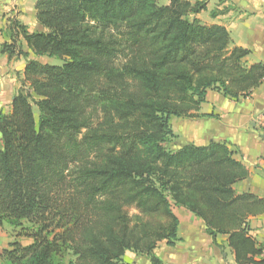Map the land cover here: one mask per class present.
<instances>
[{
    "label": "trees",
    "instance_id": "16d2710c",
    "mask_svg": "<svg viewBox=\"0 0 264 264\" xmlns=\"http://www.w3.org/2000/svg\"><path fill=\"white\" fill-rule=\"evenodd\" d=\"M206 5L36 0L43 30L10 21L1 52L27 56L21 36L60 64L27 60L0 109V226L15 231L0 264H131L126 251L162 264L154 249L178 240L173 207L201 218L213 242L227 235L236 264H264L248 223L264 198L234 191L248 170L233 150L165 146L170 117L197 116L208 90L237 99L264 80V62L247 65L224 25L196 17Z\"/></svg>",
    "mask_w": 264,
    "mask_h": 264
},
{
    "label": "crops",
    "instance_id": "0c3cea01",
    "mask_svg": "<svg viewBox=\"0 0 264 264\" xmlns=\"http://www.w3.org/2000/svg\"><path fill=\"white\" fill-rule=\"evenodd\" d=\"M194 2L195 0H189ZM206 9L196 15L203 24H222L229 31L232 45L248 48L246 64L264 62V0H206ZM36 0H0V47L12 41L11 20H17L28 32L43 30L35 17ZM220 11L211 17L212 9ZM222 11V13H221ZM221 13V14H220ZM201 14H206L202 17ZM21 49L27 56L9 58L0 51V109L9 112L19 87V79L27 60L42 62L44 56L34 55L19 36ZM264 112V80L248 96L229 99L215 90H208L197 116L179 117L171 128L181 146L206 145L211 141L226 142L233 157L248 170L246 178L233 184L236 193H253L264 198V137L260 132V116ZM178 223V240L168 245L158 243L154 254L162 264H236L227 235L218 234L213 242L203 220L183 207H174ZM249 234L264 244V212L248 219ZM124 258L131 264H151L146 255L126 251Z\"/></svg>",
    "mask_w": 264,
    "mask_h": 264
},
{
    "label": "rangeland",
    "instance_id": "374dc122",
    "mask_svg": "<svg viewBox=\"0 0 264 264\" xmlns=\"http://www.w3.org/2000/svg\"><path fill=\"white\" fill-rule=\"evenodd\" d=\"M159 4H167L169 0H157ZM216 9V8H215ZM202 17H206V14H201ZM209 15V14H208ZM42 59L43 63H50V64H60V61L55 58H49L44 56ZM22 79V77L20 78ZM19 79V80H20ZM20 85V84H19ZM180 121V118L177 116L170 117V123L175 125L177 122ZM169 150L177 149L181 146V141L177 139L175 136L165 145ZM174 208V207H173ZM130 213L135 212L134 209H130ZM15 232L13 228L7 224L0 226V250L3 248H9V243L12 242L15 238L13 237ZM21 244L25 245L29 243L31 240L27 237H17V239Z\"/></svg>",
    "mask_w": 264,
    "mask_h": 264
},
{
    "label": "built area",
    "instance_id": "2783aa9c",
    "mask_svg": "<svg viewBox=\"0 0 264 264\" xmlns=\"http://www.w3.org/2000/svg\"><path fill=\"white\" fill-rule=\"evenodd\" d=\"M259 120H260L261 126L264 128V112L263 114H261ZM262 255H264V252L262 253Z\"/></svg>",
    "mask_w": 264,
    "mask_h": 264
},
{
    "label": "water",
    "instance_id": "95a60500",
    "mask_svg": "<svg viewBox=\"0 0 264 264\" xmlns=\"http://www.w3.org/2000/svg\"><path fill=\"white\" fill-rule=\"evenodd\" d=\"M261 136H263L264 137V133H262V135Z\"/></svg>",
    "mask_w": 264,
    "mask_h": 264
}]
</instances>
